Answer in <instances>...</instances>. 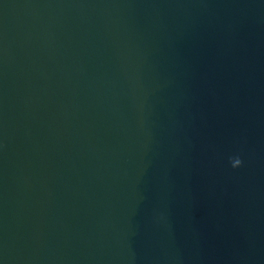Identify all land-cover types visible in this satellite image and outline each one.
Masks as SVG:
<instances>
[{
	"label": "water",
	"instance_id": "95a60500",
	"mask_svg": "<svg viewBox=\"0 0 264 264\" xmlns=\"http://www.w3.org/2000/svg\"><path fill=\"white\" fill-rule=\"evenodd\" d=\"M0 264H264V0H0Z\"/></svg>",
	"mask_w": 264,
	"mask_h": 264
},
{
	"label": "clouds",
	"instance_id": "9594fccd",
	"mask_svg": "<svg viewBox=\"0 0 264 264\" xmlns=\"http://www.w3.org/2000/svg\"><path fill=\"white\" fill-rule=\"evenodd\" d=\"M243 161L239 156L236 157H230L229 158V164L232 169H237L242 166Z\"/></svg>",
	"mask_w": 264,
	"mask_h": 264
}]
</instances>
